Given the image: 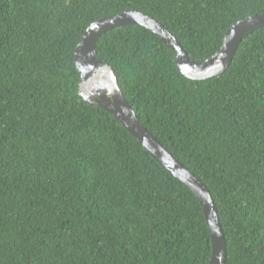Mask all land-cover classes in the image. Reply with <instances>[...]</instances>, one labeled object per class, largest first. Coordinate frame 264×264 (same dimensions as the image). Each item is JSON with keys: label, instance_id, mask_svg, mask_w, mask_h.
Returning a JSON list of instances; mask_svg holds the SVG:
<instances>
[{"label": "trees", "instance_id": "trees-1", "mask_svg": "<svg viewBox=\"0 0 264 264\" xmlns=\"http://www.w3.org/2000/svg\"><path fill=\"white\" fill-rule=\"evenodd\" d=\"M140 12L204 62L264 0H0V264H208L195 194L80 96L75 52L95 22ZM142 126L209 189L227 264H264V29L195 81L150 30L102 35Z\"/></svg>", "mask_w": 264, "mask_h": 264}, {"label": "water", "instance_id": "water-1", "mask_svg": "<svg viewBox=\"0 0 264 264\" xmlns=\"http://www.w3.org/2000/svg\"><path fill=\"white\" fill-rule=\"evenodd\" d=\"M131 25L150 30L168 48L175 51L179 70L187 78L205 81L218 77L229 69L244 38L257 30L264 29V16L249 17L235 23L226 33L220 50L202 63L190 62L180 43L164 26L136 11L104 18L92 24L83 35L75 52V64L81 77L80 96L86 103L110 113L165 171L195 194L202 206L212 240V257L208 264H227L226 237L209 189L142 126L121 92L112 68L97 56L96 46L102 35L112 29Z\"/></svg>", "mask_w": 264, "mask_h": 264}, {"label": "clouds", "instance_id": "clouds-1", "mask_svg": "<svg viewBox=\"0 0 264 264\" xmlns=\"http://www.w3.org/2000/svg\"><path fill=\"white\" fill-rule=\"evenodd\" d=\"M178 41V40H177ZM181 45V44H180ZM183 48V47H182ZM185 51V50H184ZM187 54V53H186ZM188 56V55H187ZM189 58V57H188ZM190 60V59H189ZM176 62H177V57H176ZM190 62H192V61H190ZM192 63H195V62H192ZM200 63H202V62H200ZM107 64V63H106ZM108 65V64H107ZM109 66V65H108ZM177 66H178V63H177ZM109 67H111V66H109ZM112 68V67H111ZM178 69H179V66H178ZM113 70V69H112ZM180 71V70H179ZM114 72V71H113ZM184 75V74H183ZM116 76V75H115ZM118 80V79H117ZM119 86V85H118ZM127 100V99H126ZM128 101V100H127ZM129 103V102H128ZM130 105V104H129ZM95 106V105H94ZM132 108V107H131ZM135 112V111H134Z\"/></svg>", "mask_w": 264, "mask_h": 264}]
</instances>
